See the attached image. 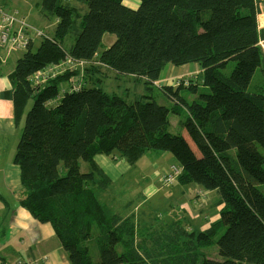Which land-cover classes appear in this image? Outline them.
Here are the masks:
<instances>
[{"label":"trees","instance_id":"trees-1","mask_svg":"<svg viewBox=\"0 0 264 264\" xmlns=\"http://www.w3.org/2000/svg\"><path fill=\"white\" fill-rule=\"evenodd\" d=\"M105 1L122 2L33 4L41 23L53 26L34 50L32 42L22 50L11 88L3 93L16 124L33 101L14 156L22 187L19 205L50 225L65 254L61 264H264V27L258 21L264 1L140 0L143 6L135 13L110 10ZM105 33L115 39L99 51ZM72 53L86 61L97 55L100 64L142 79L146 88L166 65L196 62L208 91L197 92L188 103L180 87L156 85L186 107L180 120L185 136L167 131L169 112L176 110L152 94L126 100L98 84L70 86L66 75L31 83L36 70ZM189 89L198 91L197 85ZM115 150L128 164L149 150L169 152L179 169L173 181L220 187L231 204L199 231L182 217L171 218L167 208L133 209L136 199L114 210L98 196L111 180L95 157ZM213 243L218 258L200 250ZM26 256L0 264L49 261L47 254Z\"/></svg>","mask_w":264,"mask_h":264},{"label":"rangeland","instance_id":"rangeland-1","mask_svg":"<svg viewBox=\"0 0 264 264\" xmlns=\"http://www.w3.org/2000/svg\"><path fill=\"white\" fill-rule=\"evenodd\" d=\"M35 1L36 0H5L1 3L3 6L6 5L7 8H10L11 10H18V14L23 15L24 13H27L29 9L31 10L33 8V4ZM261 4L264 11V2H262ZM125 5H128V3L125 2ZM80 8V10L82 11L83 7L81 5ZM30 13L31 16L29 17L31 19H29L31 22L33 21V24L36 27L40 28L46 25L44 24L43 26L40 23L39 19L37 18L38 16L36 17L34 13V9L33 12L31 11ZM43 30L45 31V29ZM114 39V34L105 33L103 35L99 51L107 48L114 41ZM39 42V38H33V50L38 46ZM65 42H67V46L71 43L68 38ZM262 44V47L264 49V41H262ZM21 55L22 51L13 50V53L9 59V66L7 67V69L14 67L17 58ZM72 55L75 54L72 53ZM74 62L76 64H74L72 69L67 68L64 70V72H61L54 78H57L60 75H66L67 78L70 79V77L74 75L71 85L80 87L83 85L85 86L86 84H98L101 85L108 93H116L126 100H132L133 97L137 94H152L157 102L166 105L168 108L174 107V109L176 110V112H173L172 110L169 112V125L167 127V131L171 133L183 134L186 136V131L181 125L180 120L185 119L187 110L183 105L174 104V102L171 101L163 92H161L156 85L160 86L166 84L175 88L177 86L180 87V96L185 98L188 103H191L194 100V98L197 96V92L202 93L208 91V89L204 87L200 82L201 69L196 62H191L180 66L168 64L171 65L172 73H168V65H166L165 69L162 70V75L165 73L166 77H169V75H174V77H170V79L168 80H162L159 84L155 83L156 85L149 84V88H146L142 79H137L130 75H118L108 66L100 64L97 60V55L91 61L76 60ZM69 66H71V64H69ZM258 74L259 73L257 69L255 72L256 79L258 78ZM69 79L68 82H71V80ZM65 85L66 83L61 86L60 93L64 91ZM191 85H197L198 91L194 92L189 89ZM32 102V100H29V102L27 103V107H25L23 116L20 118L18 124H16L13 119L9 120L11 121L9 123L7 121L9 117H6L5 115L2 116L3 120L0 123V127L7 133V140L5 141V143L0 142V153L3 152V158L0 160V170L3 172L0 173L1 241L14 231L15 227L12 226V224H14L15 220H12V218L13 215L21 209L17 198L22 187L18 182L19 177L17 175H14L15 171L16 174H19V170L17 166H14L13 168L10 165L13 161L17 142L22 133L25 113L31 107ZM2 107L5 109L6 104H3ZM114 153H117V151L115 150L112 152V154ZM172 164L177 165L174 157L169 152L159 150H149L148 152L144 153L135 164L120 163L119 160H113L111 164L105 166L106 169L112 171L110 178L111 183L109 184L107 189H109L108 193L114 196V200L109 201V203H112L114 210H118L121 206L126 209V207L124 206L125 201L130 199V197L134 198L139 194V192L143 191L144 185L141 182L138 183L139 181H147L145 184L146 189L144 190L145 194H147V192L150 191L149 187L151 182L156 181L157 186L161 185V182H159V177L161 181L163 172L169 171ZM203 164L205 168H208L205 162H203ZM143 175L147 176L145 180L142 178ZM208 176L212 178L209 170ZM12 181L16 182L13 183ZM173 183V185L168 184L170 186L165 185V187L161 189L159 199H147L144 205H142V208L148 207L153 208V210H156V207H160L161 210H163V208H167L171 218L182 217L184 220L190 223L192 229L194 228L195 230L199 231L208 227V225L213 220L219 217V210L222 207L231 204L230 199L221 188L220 190L214 191L212 194H210V190H207L195 183H190L184 185V190H179L178 193L174 188H177L179 184L177 181H174ZM198 187L199 190L202 191V194L199 197H195L197 195V191H199ZM221 190L223 192H220ZM100 192L101 191H98V194H100ZM183 192L184 195H182ZM158 211L160 210L158 209ZM189 211L191 212V214ZM191 215L192 217L198 218L197 220L204 221V224H201L199 227L200 221L192 219ZM204 225L207 226L204 227ZM222 232L223 229H220L217 233V236ZM216 238L217 237H215V239ZM15 240L18 241L17 238ZM89 244L92 247V241H89ZM57 245L58 247H61L56 236H54L53 234V238L48 239V245L45 247V249L47 251L50 250L49 254H51V252L56 251ZM200 250L208 256L215 258L219 257L215 243L201 248ZM1 253H4V251H1ZM60 256L61 257L58 261H64V252L60 251Z\"/></svg>","mask_w":264,"mask_h":264},{"label":"crops","instance_id":"crops-1","mask_svg":"<svg viewBox=\"0 0 264 264\" xmlns=\"http://www.w3.org/2000/svg\"><path fill=\"white\" fill-rule=\"evenodd\" d=\"M2 1H5V0H1V2ZM125 2H127L128 5H125ZM104 5L106 8H108L110 10L120 9V10L126 11L128 13H135V12L139 11L143 6V4L140 0H122V2L120 4H116V3H113L111 1H105ZM30 7H32V6H30ZM33 9H34V7L31 10L29 9V11H27V13L22 12V13H24L23 16H25L26 18L28 16L27 20L30 18L29 17V16H31L30 12L31 11L33 12ZM34 13L36 15L35 10H34ZM262 13H264V11H262ZM260 16H258L259 26L264 27V24H262V23L260 24V19H259ZM30 19L28 20V22L30 25L33 26L34 24H33V22L30 21ZM39 21H40V19H39ZM40 23H41V21H40ZM41 24L44 26L43 23H41ZM52 26H53V23H48L44 27H40V28L38 27V29H40L42 31H44L43 29H45L44 32H47L48 29H50ZM33 38L34 39L39 38L41 40V37H39L35 34H33ZM262 41H264V40H262ZM261 45H263L262 42H261ZM12 53H13V51H8L7 49H4L3 47L0 46V106H1V108H0V123L3 120L2 116H4V115L6 117H9L7 119V121L9 123L11 122L9 120L13 119L12 104H11L10 100L8 99L7 94L3 95V93H7L11 88L10 75H11L14 67L9 68V69H7V67L9 66V59H10V56L12 55ZM167 68H168V73H172L171 65H168ZM163 69H165V67ZM132 77H134V76H132ZM170 77H174V75H169V77L168 76L166 77L165 73L162 75V71H161V73L159 75V79L154 81V84H155V82L160 83V81H162V80H168V79H170ZM64 87H66V85ZM137 95H139V94H137ZM137 95H135V96H137ZM3 104H6L5 109L2 107ZM6 134L7 133L0 127V142L1 143L2 142L5 143V141L7 140ZM14 156H15V154H14ZM14 156H13V161L11 162V165H10L13 168H14V166H17L14 163ZM2 158H3V152L0 153V160ZM110 158H112V159H110ZM95 160L101 166V168L105 171V173L107 174V176L109 178H111V172L112 171H109L108 169H106L105 166H108L109 164H111V162L113 160H119L120 163H127V162H125V160L123 158H121L119 156L118 152L112 154V156L111 155L110 156H106V155L96 156ZM13 170H15V169H13ZM166 172H163V174ZM0 173H3V172L0 170ZM163 174H162V176H163ZM14 175H17L19 177V174H16V171H15ZM162 176H161V179H162ZM146 177L147 176L143 175L142 178L145 180ZM174 181L176 182L177 180H174ZM12 182L15 183L16 181H12ZM18 182L20 183L19 179H18ZM135 182H137V181H135ZM140 182L144 185L143 191L139 192V194L136 195L134 198L130 197V199L125 201V203H126L127 201L136 199V203L133 204V209L142 208V205H144V203L147 199H149V200L152 198H156V200L159 199L161 189L163 187H165V185H163L162 182L160 181V177H159V182H161V185L157 186L156 181L151 182L150 187H149L150 191L147 192V194H145L144 190L146 189L145 184L147 181H139L138 183H140ZM173 182L171 183V185L174 184ZM178 184H179V186L177 188H174V189H176L177 192L179 193V190H184V185L180 184L179 182H178ZM168 186H170V185H168ZM108 190L109 189L101 191L98 196H100L101 198L106 199L108 201H113L114 196L112 194H109ZM198 190H199V187H198ZM217 190H220V187H218L214 190H210L209 193L212 194L214 191H217ZM220 192H223V191L221 190ZM19 193H20V191H19ZM196 194L197 195L195 197H199L202 194V191L199 190V191H197ZM182 195H184V192L182 193ZM17 201H18V198H17ZM125 203H124V205H125ZM156 208L161 209L160 207H156ZM147 209H150V208L147 207ZM151 209H153V208H151ZM190 214H191V212H190ZM191 217H192V215H191ZM192 219L197 220L198 218L192 217ZM12 220H15L14 224H12V226L15 227L14 231L12 233H10L8 236H6V238L4 240H2V241L0 240V250L4 251V253H1V251H0V263H1V261H5V260H9L10 262L17 260V259L24 260L27 258L26 255L29 256V255H31V253H36L39 255L40 254H47L49 257L48 264H61V263L66 262V258L64 259V261L62 260V262L58 261L59 258L61 257L60 251L63 252L61 247H58V245L56 246L57 247L56 251L51 252V254H49L50 250L47 251L45 249V247L48 245V239L53 238V232H52V229L48 223H39L22 207L19 211H17L16 214L13 215ZM197 221H200V220H197ZM203 222L204 221H200L199 227L201 224H204ZM207 225H204V227H206ZM204 227H202V228H204ZM16 238L18 239V241L15 240ZM64 257H65V254H64Z\"/></svg>","mask_w":264,"mask_h":264},{"label":"built area","instance_id":"built-area-1","mask_svg":"<svg viewBox=\"0 0 264 264\" xmlns=\"http://www.w3.org/2000/svg\"><path fill=\"white\" fill-rule=\"evenodd\" d=\"M33 34L43 38L46 33L29 24L27 18L23 15L18 14V10H11L6 6L0 4V46L8 51L13 50H24L33 42ZM85 61L78 59L74 55H67L64 59L57 63H51L43 68L36 70L29 76V79L34 85H42L56 77L65 69H72L74 61ZM71 64V66H69ZM74 75L69 80H73ZM159 84L158 82H155ZM72 86V85H71ZM76 86V85H75ZM172 173H168L164 178L165 184H170L177 174L179 169L174 165L171 166Z\"/></svg>","mask_w":264,"mask_h":264},{"label":"bare ground","instance_id":"bare-ground-1","mask_svg":"<svg viewBox=\"0 0 264 264\" xmlns=\"http://www.w3.org/2000/svg\"><path fill=\"white\" fill-rule=\"evenodd\" d=\"M262 14H260L261 16L259 15L260 16L259 19H260L261 23L264 24V13H262Z\"/></svg>","mask_w":264,"mask_h":264}]
</instances>
